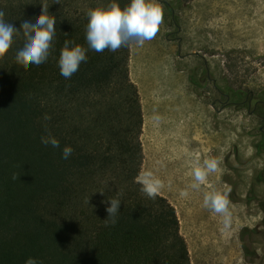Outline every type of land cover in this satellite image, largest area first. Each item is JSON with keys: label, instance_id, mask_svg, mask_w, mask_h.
<instances>
[{"label": "trees", "instance_id": "obj_1", "mask_svg": "<svg viewBox=\"0 0 264 264\" xmlns=\"http://www.w3.org/2000/svg\"><path fill=\"white\" fill-rule=\"evenodd\" d=\"M109 2L0 0L3 19L17 29L35 22L41 3L57 22L44 63L16 62L22 30L0 57V264L29 257L37 264H191L174 206L161 194L149 198L135 181L143 113L129 73L131 44L96 52L86 41L88 10ZM116 2L124 8L130 0ZM65 40L87 56L68 79L58 65ZM232 92L243 100L241 90ZM49 132L59 148L41 142ZM65 146L73 149L68 159ZM263 146L264 137L258 152ZM112 198L120 209L106 225Z\"/></svg>", "mask_w": 264, "mask_h": 264}, {"label": "rangeland", "instance_id": "obj_2", "mask_svg": "<svg viewBox=\"0 0 264 264\" xmlns=\"http://www.w3.org/2000/svg\"><path fill=\"white\" fill-rule=\"evenodd\" d=\"M156 2L157 35L130 46L143 113L141 170L163 181L159 194L176 210L191 264H264V149L256 147L264 137V0ZM197 158L219 160L208 183L231 188L228 230L203 205L207 185L190 187Z\"/></svg>", "mask_w": 264, "mask_h": 264}, {"label": "clouds", "instance_id": "obj_3", "mask_svg": "<svg viewBox=\"0 0 264 264\" xmlns=\"http://www.w3.org/2000/svg\"><path fill=\"white\" fill-rule=\"evenodd\" d=\"M41 5L40 14L35 18V22L23 20L19 29L5 22L4 12L0 11V57H3L11 47L14 34L22 30L25 42L16 53V62L27 68L30 64L40 65L46 61L55 36L57 22L54 16L48 14L49 5L47 3H41ZM87 18L86 41L88 46L96 52H103L106 49L115 52L133 43L142 47L146 41L152 40L163 23V9L156 0H130L124 8H121L116 0H110L107 5L89 9ZM86 61V50L81 45L71 40L64 41L58 61L60 74L64 78H71L79 70L81 62ZM45 119H50V117L45 116ZM153 119L158 123L160 118L154 116ZM41 142L45 145L50 144L54 148L60 147L59 140L51 132L47 137H41ZM72 152L73 149L70 146H65L62 149V157L68 159ZM218 165L219 160L216 158L204 159L202 162L197 158L192 165L194 182L190 187L199 189L207 185L208 190L203 194V205L221 215L223 229L228 230L232 225L231 201L229 200L231 188L228 186L217 188L208 183V176L218 170ZM15 178L18 177L14 176ZM135 181L142 186L141 191L151 199H155L164 187L163 181L151 169L141 170L135 177ZM99 192L103 195V190ZM179 194L181 197L188 196L186 190L180 191ZM101 203L105 201L102 200ZM120 204L119 198L108 199V206L105 209L106 225L116 223ZM24 264H37V261L29 257Z\"/></svg>", "mask_w": 264, "mask_h": 264}, {"label": "flooded vegetation", "instance_id": "obj_4", "mask_svg": "<svg viewBox=\"0 0 264 264\" xmlns=\"http://www.w3.org/2000/svg\"><path fill=\"white\" fill-rule=\"evenodd\" d=\"M244 101H246V97H244V99L241 101V102H244ZM263 203H261V205H262ZM264 205V204H263Z\"/></svg>", "mask_w": 264, "mask_h": 264}, {"label": "bare ground", "instance_id": "obj_5", "mask_svg": "<svg viewBox=\"0 0 264 264\" xmlns=\"http://www.w3.org/2000/svg\"><path fill=\"white\" fill-rule=\"evenodd\" d=\"M241 39V38H240ZM170 131V130H169ZM174 136V135H173ZM203 137V136H202ZM181 140V139H180ZM191 140V139H190ZM174 142H176V141H174ZM180 142V141H179ZM175 145V144H174ZM176 149V148H175ZM242 156V155H241ZM249 158V157H248ZM242 200V199H241ZM234 205H235V203H234ZM254 222V221H253Z\"/></svg>", "mask_w": 264, "mask_h": 264}]
</instances>
